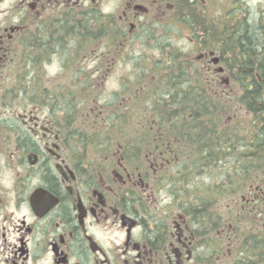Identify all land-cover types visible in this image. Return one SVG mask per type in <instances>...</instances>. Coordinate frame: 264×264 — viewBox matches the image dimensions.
Returning <instances> with one entry per match:
<instances>
[{
	"label": "flooded vegetation",
	"instance_id": "1",
	"mask_svg": "<svg viewBox=\"0 0 264 264\" xmlns=\"http://www.w3.org/2000/svg\"><path fill=\"white\" fill-rule=\"evenodd\" d=\"M4 1L0 264H264L263 256L258 260L237 241L230 208L227 217L188 214L185 122L139 120L138 126L150 127V135L133 138L149 143L135 157L113 137L89 134L103 130L110 113L129 106L135 87L127 94L123 82L114 93L120 97L117 104L92 105L76 97V83L144 76L137 67L123 71V63H137L134 49L149 34L142 28L156 22H147L151 7L129 0L115 16L117 24L108 25L107 14L93 9L92 0H18L13 9L1 8ZM150 1L163 11L158 22L174 23L180 31L205 29L209 0ZM93 11L100 17H93ZM226 15L228 23L217 29L227 26L235 32L243 19L253 21L247 0H233ZM259 19L264 24L263 14ZM190 44L191 59L200 69L205 65L212 76L230 80L220 53L204 49L197 36L190 37ZM154 49L142 53L144 60L155 59L150 56ZM51 80L49 87L46 81ZM162 123L180 126L165 130L166 136ZM249 188L248 209L264 223L257 214L264 181ZM163 190L168 206L159 213L145 199Z\"/></svg>",
	"mask_w": 264,
	"mask_h": 264
},
{
	"label": "trees",
	"instance_id": "2",
	"mask_svg": "<svg viewBox=\"0 0 264 264\" xmlns=\"http://www.w3.org/2000/svg\"><path fill=\"white\" fill-rule=\"evenodd\" d=\"M207 10L205 6V29L193 32L194 37L202 41L204 49L220 53L240 94L232 98L230 83L212 76L205 65L200 69L189 49L173 47L164 37L168 32L165 23L154 22L143 26L142 30L149 34L143 38L146 42L140 43L150 48L153 41L160 55L155 59L144 60V55L136 58L144 76L124 84L127 94H132L131 88L135 87L133 100L120 114L110 113L103 130L93 129L89 134L113 137L114 142L123 143L126 154L135 157L132 154L146 152L149 143L133 138L150 135V127L138 126L139 120L185 122L188 214L227 217L226 210L230 208L237 241H242L243 248L250 247L259 260L264 257V223L255 218L245 200L250 185L264 181V24L260 19L250 23L243 19L235 32L226 25L217 29L215 25L228 23V15L213 16ZM100 12L93 11V17H100ZM106 21L108 25L117 24L115 15L108 14ZM99 82L92 80L89 86L76 83V97L88 99L92 105L111 104L101 100L104 87ZM131 82L134 83L130 85ZM115 96L113 104L119 101V96ZM243 108L251 117L249 121L235 119ZM160 126L167 136L165 130L180 125ZM138 161L141 162H135ZM203 174L210 177V182L197 181ZM261 202L262 212L257 214L264 216V201ZM199 207H203L202 212Z\"/></svg>",
	"mask_w": 264,
	"mask_h": 264
},
{
	"label": "rangeland",
	"instance_id": "3",
	"mask_svg": "<svg viewBox=\"0 0 264 264\" xmlns=\"http://www.w3.org/2000/svg\"><path fill=\"white\" fill-rule=\"evenodd\" d=\"M128 1L129 0H92V6L100 8L107 15L108 14L109 15H115L117 17L118 14L120 13V10L123 9L124 7H126V2H128ZM247 1L250 3L252 20H256L257 18L259 19L262 14L264 17V0H247ZM232 2H233V0H209V1H207V5H208L207 11L210 15L215 14L217 16L224 17L227 14V12L230 10ZM16 3H18V0H6L1 5V8L7 9L9 7L10 8L12 7V9H13L15 7ZM135 3H142L148 7H151L150 15L148 17H146L147 22L151 21V20H155L156 22H158L161 20V18H162L161 15L163 14V11L156 8L157 6H152L150 0H136ZM3 16L4 15L1 14L0 19H3ZM138 22L139 21H137V20L135 21V23H138ZM164 26L168 30L167 34H165L164 37H166L169 40L174 41L175 42L174 44H176L178 47H181L185 50H187V49L191 50L192 49L191 48L192 45L190 44V37L194 36L193 32L180 31V27L177 25H174V23H172V24L166 23ZM142 43L138 42V44L136 45V47L134 49L135 53L132 54L135 57L142 55V53H145L148 50V48L146 46H141ZM153 43L154 42L152 41V46L155 45ZM151 53L152 54L150 56H152L154 54L155 57L157 58L160 55V50L156 48ZM198 55H199V53H193V56H195V57H197ZM135 64L136 63L132 64V63H128L125 61L123 63V71L131 73L134 70V68L136 69V67H137ZM55 67L56 66H54V68ZM54 68H52L50 70V72L55 71ZM138 69L139 68L137 67V70ZM16 71H19V70L16 69ZM225 78H227V77H225ZM224 81L227 83H230V88H228V90L231 93L232 98H235L236 95L238 96L240 94V92L238 90L239 86L236 82H234L231 79L230 80L229 79L224 80ZM12 82H13V80H12ZM47 82H49L47 85L49 87H51V85H52L51 83H53V81L52 80L46 81V83ZM60 82H62V81H57L56 84H58ZM123 82H124V84H126L127 81L116 80V79H109V80L104 81L103 96H102L101 100L104 101L105 103L108 101H110L111 103H115L116 102V98H115L116 96L114 95V93H115L116 89L121 86V83H123ZM15 103L18 104V102H15ZM245 115H246V111L243 108L241 111H239L236 114L235 119L240 117V119H242V120L249 121V119L251 117H249L248 115H246V116ZM198 180H202L203 182L208 183V182H210V177L203 174L202 176H198L197 181ZM167 195H168V193L163 190L160 193L157 192L155 197L152 200L145 199V202L147 203V205H150L154 211L157 210L159 213H162V210H164L168 206L169 198L167 197Z\"/></svg>",
	"mask_w": 264,
	"mask_h": 264
},
{
	"label": "water",
	"instance_id": "4",
	"mask_svg": "<svg viewBox=\"0 0 264 264\" xmlns=\"http://www.w3.org/2000/svg\"><path fill=\"white\" fill-rule=\"evenodd\" d=\"M218 60H219V58H215V59H213V61H214L215 63H218Z\"/></svg>",
	"mask_w": 264,
	"mask_h": 264
}]
</instances>
